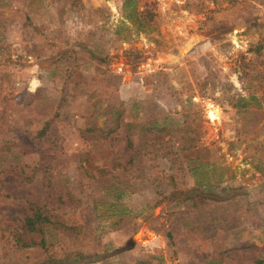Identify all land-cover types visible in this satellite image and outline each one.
<instances>
[{"label":"rangeland","instance_id":"rangeland-1","mask_svg":"<svg viewBox=\"0 0 264 264\" xmlns=\"http://www.w3.org/2000/svg\"><path fill=\"white\" fill-rule=\"evenodd\" d=\"M258 260L264 0H0V264Z\"/></svg>","mask_w":264,"mask_h":264},{"label":"trees","instance_id":"trees-1","mask_svg":"<svg viewBox=\"0 0 264 264\" xmlns=\"http://www.w3.org/2000/svg\"><path fill=\"white\" fill-rule=\"evenodd\" d=\"M127 146H130L129 139H126ZM51 221L48 219V217L43 214L39 208L32 207L31 214L25 216L22 221V227L26 233L35 232L38 233L41 237L38 241V244L42 245L43 243V228L50 224ZM34 241L29 242H21V246H29ZM260 262V260L257 261V264Z\"/></svg>","mask_w":264,"mask_h":264},{"label":"water","instance_id":"water-1","mask_svg":"<svg viewBox=\"0 0 264 264\" xmlns=\"http://www.w3.org/2000/svg\"><path fill=\"white\" fill-rule=\"evenodd\" d=\"M131 244H132V240L129 241V245H131Z\"/></svg>","mask_w":264,"mask_h":264},{"label":"clouds","instance_id":"clouds-1","mask_svg":"<svg viewBox=\"0 0 264 264\" xmlns=\"http://www.w3.org/2000/svg\"><path fill=\"white\" fill-rule=\"evenodd\" d=\"M34 90V89H33Z\"/></svg>","mask_w":264,"mask_h":264}]
</instances>
